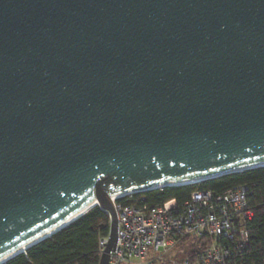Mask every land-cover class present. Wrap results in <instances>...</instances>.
Returning a JSON list of instances; mask_svg holds the SVG:
<instances>
[{"label": "water", "instance_id": "obj_1", "mask_svg": "<svg viewBox=\"0 0 264 264\" xmlns=\"http://www.w3.org/2000/svg\"><path fill=\"white\" fill-rule=\"evenodd\" d=\"M263 166L264 0H0V260L97 201L109 264L114 195Z\"/></svg>", "mask_w": 264, "mask_h": 264}, {"label": "built area", "instance_id": "obj_2", "mask_svg": "<svg viewBox=\"0 0 264 264\" xmlns=\"http://www.w3.org/2000/svg\"><path fill=\"white\" fill-rule=\"evenodd\" d=\"M251 193L249 184L223 192L203 188L183 202L172 199L155 206L141 203L144 197L131 203L137 193L117 198L118 239L109 264H244L254 220ZM188 239L208 244L178 256V245ZM107 242L108 236L100 237V256Z\"/></svg>", "mask_w": 264, "mask_h": 264}, {"label": "trees", "instance_id": "obj_3", "mask_svg": "<svg viewBox=\"0 0 264 264\" xmlns=\"http://www.w3.org/2000/svg\"><path fill=\"white\" fill-rule=\"evenodd\" d=\"M249 184L252 193L249 203L254 210L251 240L243 252L244 264H264V166L224 175L218 178L178 186L153 189L134 195L131 203H140L144 197L149 205H160L172 199L183 202L198 189L216 192L234 186ZM110 216L96 206L72 224L50 238L34 245L5 264H99V239L109 235ZM207 242L188 239L178 245V256L197 253L207 247Z\"/></svg>", "mask_w": 264, "mask_h": 264}, {"label": "bare ground", "instance_id": "obj_4", "mask_svg": "<svg viewBox=\"0 0 264 264\" xmlns=\"http://www.w3.org/2000/svg\"><path fill=\"white\" fill-rule=\"evenodd\" d=\"M202 179H194V180H190V181H185L182 183H178V184H191V183H196L199 182ZM126 194H117L114 195L112 197L113 201L116 200L117 198L124 196ZM96 206H98L97 201L92 202L91 204H89L84 210H82L81 212H79L78 214H76L75 216H73L71 219H69L68 221H66L65 223H63L62 225L54 228L53 230L49 231L48 233H46L45 235L39 237L38 239L32 241L31 243L25 245L24 247L16 250L15 252H13L12 254L8 255L7 257L3 258L0 260V264H3L5 262H7L9 259L13 258L14 256L24 253L25 251H27V249L36 244L37 242H40L41 240L52 236L53 234H55L56 232H58L59 230H61L62 228L69 226L70 224H72L74 221H76L77 219H79L80 217L84 216L85 214H87L90 210H92L93 208H95Z\"/></svg>", "mask_w": 264, "mask_h": 264}]
</instances>
